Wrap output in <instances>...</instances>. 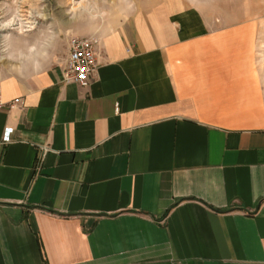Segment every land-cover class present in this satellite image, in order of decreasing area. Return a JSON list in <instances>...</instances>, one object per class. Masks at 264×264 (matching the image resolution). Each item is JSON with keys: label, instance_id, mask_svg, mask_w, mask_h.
<instances>
[{"label": "crops", "instance_id": "crops-1", "mask_svg": "<svg viewBox=\"0 0 264 264\" xmlns=\"http://www.w3.org/2000/svg\"><path fill=\"white\" fill-rule=\"evenodd\" d=\"M85 1L59 62L0 82V264H264V23ZM74 37L88 87L63 81Z\"/></svg>", "mask_w": 264, "mask_h": 264}, {"label": "rangeland", "instance_id": "rangeland-1", "mask_svg": "<svg viewBox=\"0 0 264 264\" xmlns=\"http://www.w3.org/2000/svg\"><path fill=\"white\" fill-rule=\"evenodd\" d=\"M89 2L0 0V81L7 76H28L59 62L67 50L64 28L70 13L82 11ZM203 2L210 6L216 4V7L219 4L223 12L229 13L230 20L248 17L264 23V0ZM243 8H248V16H234L236 9L241 12Z\"/></svg>", "mask_w": 264, "mask_h": 264}, {"label": "built area", "instance_id": "built-area-1", "mask_svg": "<svg viewBox=\"0 0 264 264\" xmlns=\"http://www.w3.org/2000/svg\"><path fill=\"white\" fill-rule=\"evenodd\" d=\"M97 41L92 38L74 37L69 42V51L64 62L65 83H75L82 87H88L99 68L100 52L97 49ZM1 82V81H0ZM1 95V92H0ZM19 101H15L11 108ZM2 102L0 100V107ZM12 129L5 135V141H10Z\"/></svg>", "mask_w": 264, "mask_h": 264}]
</instances>
